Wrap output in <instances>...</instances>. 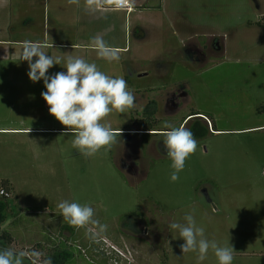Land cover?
Here are the masks:
<instances>
[{
	"label": "rangeland",
	"instance_id": "1",
	"mask_svg": "<svg viewBox=\"0 0 264 264\" xmlns=\"http://www.w3.org/2000/svg\"><path fill=\"white\" fill-rule=\"evenodd\" d=\"M80 5L49 0L51 27L72 40ZM164 8L145 10L159 22L142 15L145 33L137 11L128 18L121 11L118 23L127 24L120 40L139 49L131 69L125 60L85 58L110 76L128 75L135 96L134 108L108 117L117 143L93 157L73 148L74 136L49 113L44 82L30 80L23 56L0 60V129H13L0 130V189L10 193L1 229L11 236L0 249L22 253L21 264H198L197 253L183 254L184 240L169 228L185 224L186 214L207 239L233 246V264H264V0H167ZM60 53L62 61L78 57L73 48ZM142 64L150 75H138ZM62 71L54 65L48 75ZM155 97L150 134L141 114ZM193 111L202 113L187 114ZM164 121L206 130L193 133L198 149L176 182ZM40 128L48 130H27ZM64 200L92 206L99 224L67 223L57 206ZM55 251L68 256L50 262ZM199 264L218 260L209 250Z\"/></svg>",
	"mask_w": 264,
	"mask_h": 264
},
{
	"label": "clouds",
	"instance_id": "2",
	"mask_svg": "<svg viewBox=\"0 0 264 264\" xmlns=\"http://www.w3.org/2000/svg\"><path fill=\"white\" fill-rule=\"evenodd\" d=\"M77 4L79 0H68ZM97 0H87L89 5ZM117 7H125L129 0H111ZM98 55L108 62L119 61V51L107 46L99 38H94ZM44 45L39 42H27L22 59L28 62L31 81L43 80L47 91L42 92L43 99L49 106V113L65 126L64 135H72L73 148L85 158L97 153L111 151L117 143L118 133L113 129L108 117L113 113L124 114L135 106L134 93L129 90L123 77H113L101 71L97 64L89 63L81 57L69 56L66 61L43 51ZM37 59L33 62V58ZM54 65H63L66 72H57L49 76L48 71ZM163 147L171 159L173 172L172 182L179 180V173L185 169L186 161L196 153L198 141L194 134L183 124L179 127L169 121H164ZM151 134V130H149ZM63 219L77 228L89 224H99L95 219L96 210L88 204L61 201L58 205ZM185 224L173 222L172 230L179 231V237L184 240L180 245L183 254L197 253V261H204L212 250L218 264H233V246H220L215 240L205 236L202 227H198L192 214H186ZM101 230L106 225H100ZM10 249H0V264H21V256Z\"/></svg>",
	"mask_w": 264,
	"mask_h": 264
},
{
	"label": "crops",
	"instance_id": "3",
	"mask_svg": "<svg viewBox=\"0 0 264 264\" xmlns=\"http://www.w3.org/2000/svg\"><path fill=\"white\" fill-rule=\"evenodd\" d=\"M80 2L83 3V6L80 5L82 12L80 10L79 29L71 40L68 37L70 34L66 33L63 29L60 30L57 25L51 27L49 0H0V60L23 56L24 47L27 42H39L44 45L43 51L47 54L50 52L54 57L63 58L64 55L60 51H65L66 48H73L78 57L83 59L88 57L97 58L98 52L93 43V39L99 38L108 47L117 49L120 56L119 60H125L126 66L131 69V66H135L134 63L140 58L138 55L139 49L136 46L132 49L129 44H125L123 40H120L121 26L124 25L125 27L127 24V20L121 26L118 23L121 11H125L126 18L132 12L137 11L138 21L140 23L138 26H141L142 31H147L149 28L145 27L146 24H144L146 20L144 21V18L141 16L146 15L145 17L150 20V23L151 21L159 23L152 12L148 16L145 10L149 11L159 8L165 11L164 7L166 6L167 0H130L133 9L129 13L123 8L116 7L115 3H108L109 1L107 0H97V2L91 5L87 3V0H80ZM107 16L110 19L104 20L105 25L97 27L96 24L100 22L99 19L102 17L107 18ZM167 18L172 21L170 17ZM91 24L93 32H90ZM192 36V34H189L186 40L192 38ZM143 38L144 36L140 34L136 36L139 42ZM137 71L139 76L150 75V69L144 64L138 66ZM125 76L127 78L126 80L131 79L128 78V75ZM172 93L174 91H170L169 96ZM182 93L184 95V92ZM153 99L158 103L156 97ZM187 114L190 116L191 112ZM207 120L211 124V119L209 118ZM27 130L43 131L48 129ZM51 130L56 131L59 129L54 128ZM8 182L11 184L9 180Z\"/></svg>",
	"mask_w": 264,
	"mask_h": 264
},
{
	"label": "trees",
	"instance_id": "4",
	"mask_svg": "<svg viewBox=\"0 0 264 264\" xmlns=\"http://www.w3.org/2000/svg\"><path fill=\"white\" fill-rule=\"evenodd\" d=\"M156 109H157V101L155 99H151L144 106V108L142 109V111L147 113V114H141L145 121L144 122H140V123H142L144 126H146L145 128L142 129L143 131H149V130L152 131L153 130L152 129V127H153L152 124L155 122L154 119H155V115H156V114H153V113L156 112ZM196 113H202V112L193 111V112H191L190 116L197 115ZM200 115L206 116L205 114H200ZM203 131H206L205 128H202L200 125H198L196 127V130L195 131L193 130L192 133L199 132V134H201V132H203ZM7 182H5V184H7ZM1 189H4V188H1ZM4 190H6V189H4ZM6 191H8V190H6ZM8 209H9V203L5 199V197L2 196L0 198V240H1L2 243H4L5 241H8V243L11 242L10 241L11 240V236H10L9 231L7 229H3V230L1 229V225L8 219ZM67 256L62 251H55V252H53V254H51L48 257V259L51 262L54 259L55 260L56 259L59 260V258H61V257H66L67 258Z\"/></svg>",
	"mask_w": 264,
	"mask_h": 264
},
{
	"label": "built area",
	"instance_id": "5",
	"mask_svg": "<svg viewBox=\"0 0 264 264\" xmlns=\"http://www.w3.org/2000/svg\"><path fill=\"white\" fill-rule=\"evenodd\" d=\"M115 6H116V5H115ZM116 7H117V6H116ZM118 8H123V9H125V10L127 11V13H129V12L133 9L130 0H129V3H128L127 6H125V7H118ZM203 117H204V116H203ZM204 118H205V117H204ZM206 119H207V118H206ZM0 196L10 197V193H9L8 191L4 190V189H0Z\"/></svg>",
	"mask_w": 264,
	"mask_h": 264
},
{
	"label": "flooded vegetation",
	"instance_id": "6",
	"mask_svg": "<svg viewBox=\"0 0 264 264\" xmlns=\"http://www.w3.org/2000/svg\"><path fill=\"white\" fill-rule=\"evenodd\" d=\"M175 94L172 93L169 97H168V100H171L172 101V104H173V98H174ZM202 117V116H201ZM206 119V118H205ZM103 249V246H100V250Z\"/></svg>",
	"mask_w": 264,
	"mask_h": 264
},
{
	"label": "water",
	"instance_id": "7",
	"mask_svg": "<svg viewBox=\"0 0 264 264\" xmlns=\"http://www.w3.org/2000/svg\"><path fill=\"white\" fill-rule=\"evenodd\" d=\"M199 117H201V116H199Z\"/></svg>",
	"mask_w": 264,
	"mask_h": 264
}]
</instances>
